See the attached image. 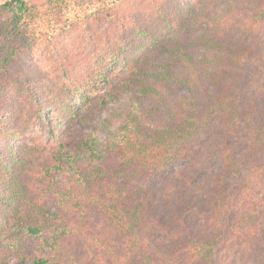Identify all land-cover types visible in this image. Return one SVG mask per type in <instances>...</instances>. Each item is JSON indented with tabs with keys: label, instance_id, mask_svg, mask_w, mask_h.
<instances>
[{
	"label": "trees",
	"instance_id": "trees-1",
	"mask_svg": "<svg viewBox=\"0 0 264 264\" xmlns=\"http://www.w3.org/2000/svg\"><path fill=\"white\" fill-rule=\"evenodd\" d=\"M149 1L143 18L104 10L115 27L102 45L99 39L96 50L66 56L47 73L25 74L16 91L3 95L0 264L8 253L21 264H158L159 256L171 264L164 252L170 242L174 251L182 246L187 264H228L225 256L218 258L219 250L233 249L241 235L246 246L256 241L241 229L252 215H240L238 191L233 199H210L209 214L198 212L205 219V234L198 235L177 213L170 214L177 222L170 226L166 219L175 204L189 209L176 199L180 184L195 179L182 172L162 181L158 177L173 172V161L186 157V144L214 117L245 116L217 80L219 66L234 67L247 57V49H235L230 60L219 42L233 33L248 36L260 30L264 0ZM0 6L13 12V21L25 33L27 1L7 0ZM119 57L123 66L110 69V58ZM108 101L118 107L103 125L105 135L82 131L76 139L66 136L74 122H88ZM6 102L9 106L3 107ZM253 133L255 143L247 146L244 158L264 165V123ZM238 160L235 150L226 147L222 184L231 175L241 177ZM131 169L158 182L134 191L119 183ZM90 208L99 215L100 228ZM25 240L41 242L50 251L30 259L23 251Z\"/></svg>",
	"mask_w": 264,
	"mask_h": 264
},
{
	"label": "rangeland",
	"instance_id": "rangeland-1",
	"mask_svg": "<svg viewBox=\"0 0 264 264\" xmlns=\"http://www.w3.org/2000/svg\"><path fill=\"white\" fill-rule=\"evenodd\" d=\"M5 1L7 0H0V5ZM26 1L30 15L26 18L27 25H23L26 29L25 33L20 29L23 27H18L13 21V12L0 6V68L4 69V72L0 74L3 79L0 82V103L4 101L3 95L16 91L17 83L22 82L25 74L31 75L33 70L47 73L56 64L62 63V59L66 56L72 58L75 54L96 50L99 39L102 40V45L115 27L112 19L106 17L104 10H110L112 14L128 13V15L143 18V14L151 7L149 0ZM167 2L173 5L176 0H167ZM242 6L240 11L244 7ZM232 36L220 39L219 43L224 44L225 47L222 54L231 60L232 52L245 46L247 57L239 59L237 64L229 69L227 63L220 65L221 74L217 82L220 81L222 87L233 95L239 109L242 105L240 110H244L245 116H241L240 113V118L235 120H232L234 117H224V114L221 117H214L208 125L204 126L203 132L186 144L184 148L186 157L173 161V172L161 175L158 181L179 172L195 179L194 184H180V192L176 197L177 200L187 202L189 209L182 211L180 205L175 204L167 215L170 220L166 219V221L170 223V226H174L177 222L170 214L177 213L189 221V225L194 227L198 235L208 232L204 226L205 219L201 218L198 212L209 214L210 199L219 195H228L233 199V193L238 191L242 199L239 198L235 204L240 205V215H252V222L245 219L241 229L244 232L250 231L251 237H256V241L250 247L246 246L245 237L241 235L242 240L236 238L237 244L233 245V249L223 247L219 250L218 258L225 256L228 264L230 262L232 264H264V165L257 163L256 158H244L247 146L255 143L253 129L258 126V123H264V25L248 36L239 33H233ZM59 46L63 50H60ZM109 63L110 69H116L123 66L124 60L120 57L119 60L110 58ZM216 86L218 85L214 84L212 87ZM152 102L154 104V101ZM7 103L3 107H8ZM107 104L108 106L101 105L100 112H97L88 122L81 120L74 122L66 136L76 139L82 131H96L105 135L103 125L116 113L118 107L115 102L108 101ZM226 147L233 148L237 153L238 166L242 174L241 177L231 175L230 179L222 184L220 179L226 175L223 164ZM153 181H157V177L151 180L145 174L131 169L127 177L119 183L125 185L126 182L136 191L140 185ZM246 188H248V195L245 192ZM247 201L252 203L249 204ZM89 212L94 225L100 228L102 225L97 212L92 208ZM240 215L238 214V217ZM238 244L241 246L238 247ZM181 250L180 245L174 251L172 242L164 246V252L166 257L171 259V264H187L185 254L180 252ZM23 251L30 259H39L42 255L45 256L50 248L38 241L25 240ZM74 251L78 255L81 253L80 247H76ZM159 258L158 264H169L164 257L159 256ZM2 264H21V260L14 253H8ZM26 264L34 263L28 260Z\"/></svg>",
	"mask_w": 264,
	"mask_h": 264
}]
</instances>
